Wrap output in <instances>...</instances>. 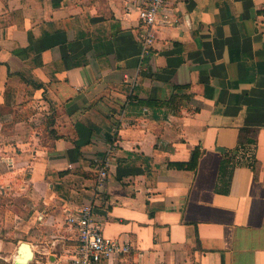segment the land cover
I'll return each instance as SVG.
<instances>
[{"label": "crops", "instance_id": "0c3cea01", "mask_svg": "<svg viewBox=\"0 0 264 264\" xmlns=\"http://www.w3.org/2000/svg\"><path fill=\"white\" fill-rule=\"evenodd\" d=\"M165 15L144 57L131 0H0V246L24 264L64 257L91 201L115 264H264V0Z\"/></svg>", "mask_w": 264, "mask_h": 264}, {"label": "built area", "instance_id": "2783aa9c", "mask_svg": "<svg viewBox=\"0 0 264 264\" xmlns=\"http://www.w3.org/2000/svg\"><path fill=\"white\" fill-rule=\"evenodd\" d=\"M137 3L140 21L143 56H150L156 41V30L160 23L169 25L171 19L164 16L159 21L161 11L170 0H131ZM108 178L107 166L98 171V187L102 188ZM65 223L76 237L73 247L64 257L49 264H115L117 256L128 253L129 240H120L104 235L100 222L95 218V205L88 202L75 210L66 212Z\"/></svg>", "mask_w": 264, "mask_h": 264}, {"label": "trees", "instance_id": "16d2710c", "mask_svg": "<svg viewBox=\"0 0 264 264\" xmlns=\"http://www.w3.org/2000/svg\"><path fill=\"white\" fill-rule=\"evenodd\" d=\"M245 145V141L243 139H240V146H244ZM228 157H225V159H223L222 163H221V167H220V182L223 184H226L227 187L229 186V177H230V173L232 171V168L234 166V160L231 159L232 154L230 156V152L227 155ZM197 158H198V153L197 151L194 152L193 155V159L190 163L191 166H195L196 162H197ZM178 165L180 167L186 166V164L184 162H180L178 163Z\"/></svg>", "mask_w": 264, "mask_h": 264}, {"label": "rangeland", "instance_id": "374dc122", "mask_svg": "<svg viewBox=\"0 0 264 264\" xmlns=\"http://www.w3.org/2000/svg\"><path fill=\"white\" fill-rule=\"evenodd\" d=\"M6 242L8 240H5ZM18 245L17 242H15V248L13 250L8 248H1L0 246V264H16L14 262L13 256L16 253V246ZM6 259V260H5Z\"/></svg>", "mask_w": 264, "mask_h": 264}, {"label": "bare ground", "instance_id": "6f19581e", "mask_svg": "<svg viewBox=\"0 0 264 264\" xmlns=\"http://www.w3.org/2000/svg\"><path fill=\"white\" fill-rule=\"evenodd\" d=\"M32 249H30L28 246H22L20 249L19 254L17 253L14 258L17 262H22L23 264L26 263L30 258L32 254Z\"/></svg>", "mask_w": 264, "mask_h": 264}]
</instances>
